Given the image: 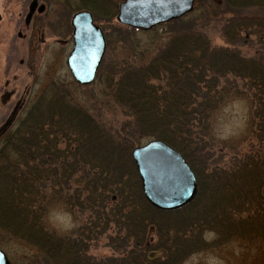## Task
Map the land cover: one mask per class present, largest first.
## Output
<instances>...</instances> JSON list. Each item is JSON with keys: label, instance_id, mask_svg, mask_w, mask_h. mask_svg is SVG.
Returning a JSON list of instances; mask_svg holds the SVG:
<instances>
[{"label": "trees", "instance_id": "obj_1", "mask_svg": "<svg viewBox=\"0 0 264 264\" xmlns=\"http://www.w3.org/2000/svg\"><path fill=\"white\" fill-rule=\"evenodd\" d=\"M83 7L94 19H113L117 10L111 0ZM222 7L216 18L198 11L169 22L167 41L147 62L101 65L99 92L126 119L92 112L93 85L79 96L82 87L55 80L2 134L0 232L35 248L32 264H180L204 249L205 231L220 245L264 239V0H223ZM206 30L227 47L212 46ZM246 44L252 56L243 53ZM239 87L250 93L257 145L222 165L207 145L209 121ZM143 139L174 147L195 173L198 192L184 209L158 210L144 198L131 157ZM60 207L86 213L62 236L46 225ZM151 233L156 246L148 244ZM103 243L111 255L93 253Z\"/></svg>", "mask_w": 264, "mask_h": 264}, {"label": "rangeland", "instance_id": "obj_2", "mask_svg": "<svg viewBox=\"0 0 264 264\" xmlns=\"http://www.w3.org/2000/svg\"><path fill=\"white\" fill-rule=\"evenodd\" d=\"M68 1L71 3L70 5L66 0L63 1L65 4L62 2L63 9L61 16L58 15V17L53 15H55L54 10L59 2L53 0L51 5L48 4L50 7L45 12L46 14L38 19V22L47 23L46 26L34 28L31 37H28L29 31H27V52L24 42L13 39L11 35L13 27L15 28V18L9 17V13L5 12L7 10L3 14V8H0V13L3 15L0 18V127L9 117L15 103L22 95L25 96L24 105L15 116L16 121L20 116H23L27 108L51 81L57 80L67 83L72 81L65 63L72 49L70 21L77 11L76 9L83 8V5L86 4L83 0ZM111 1L118 8L123 0ZM222 1L194 0L193 11L189 14L195 16L198 11H210L211 14L209 15L216 18L218 16L215 14H219L223 10ZM26 4L28 6V3ZM63 5H67L71 9ZM117 13L116 10L113 19L97 17L94 20L105 36L106 53L104 54L103 65L106 62L111 64L114 60L119 61L123 57L135 58L136 61L142 63L147 62L167 41L166 25L171 21L180 19H173L158 24L149 30H142L118 22L116 20ZM206 15V13H202V16L206 17ZM200 20H204L202 24L205 25L209 19L201 18ZM59 22H62V25ZM208 34L212 46L227 47L220 35H216L214 32H208ZM15 42L21 47L17 48L19 49L18 52L11 56L12 44ZM249 46L246 44L243 53L252 56L254 50L251 51ZM25 53L27 65L20 63L22 60L25 62ZM93 87L98 97L95 98L99 100L98 105L96 104L92 108V112L96 116L111 122L126 119L123 109L114 105L111 98L99 92L101 85L99 86L98 82L95 81ZM239 88L240 93L236 92L224 97L220 107L214 111L209 121L207 145L212 150V159L222 161V165L231 164L232 161L243 156V153L247 152L250 146L255 147L257 145L251 127L252 102L250 93L242 87ZM83 91L82 87L75 90L74 94L84 96ZM16 121L13 122L12 127L15 126ZM150 140L143 139L139 146ZM85 218L86 213L68 212L60 207L49 213L46 218V225L47 229L62 236V234L82 225ZM152 233L148 244L156 246L157 238ZM200 238L204 241V249L189 254L180 264H264V239L262 238L230 239L221 245L217 242L219 239L217 240V235L214 232L205 231ZM95 247L93 253L96 255L104 256L113 253L110 247L104 246V243ZM1 249L6 253L10 264H32L38 256L35 248H31V246L16 239L10 241L0 232Z\"/></svg>", "mask_w": 264, "mask_h": 264}, {"label": "water", "instance_id": "obj_3", "mask_svg": "<svg viewBox=\"0 0 264 264\" xmlns=\"http://www.w3.org/2000/svg\"><path fill=\"white\" fill-rule=\"evenodd\" d=\"M193 7L194 0H123L118 6L116 20L133 28L149 30L183 17ZM92 20L88 11L77 12L72 18L73 48L65 63L74 81L80 85L94 82L106 48L103 33ZM13 115L15 109L5 126ZM132 159L143 196L154 208L174 212L194 200L197 194L195 174L184 157L167 143L150 140L133 149ZM0 264H10L2 249Z\"/></svg>", "mask_w": 264, "mask_h": 264}, {"label": "flooded vegetation", "instance_id": "obj_4", "mask_svg": "<svg viewBox=\"0 0 264 264\" xmlns=\"http://www.w3.org/2000/svg\"><path fill=\"white\" fill-rule=\"evenodd\" d=\"M52 1L53 0H0V8L1 7L3 8V14H4V11L7 10L5 12H7V14L9 13L10 15L9 17L15 18V24L13 23L15 25V28L13 27V30L11 32L13 39L15 40L17 39L20 41L22 40L24 44L26 45L27 44V31H29L28 37H31V33H33L34 28H36L37 26H39L40 28L41 27L43 28V26H46L47 23H43L44 21L38 22V19L41 18L42 15L46 14L45 12H47L48 8L50 7L48 4L51 5ZM55 1L59 2V4H57V7L55 8L54 10L55 15L53 16L58 17V15L61 16V11L63 9L62 2L64 0H55ZM83 1L86 5H91L94 3V0H83ZM66 2L69 3L68 0H66ZM26 3H28V6ZM63 4L65 3L63 2ZM70 4L71 3H69V5ZM60 5L61 7H59ZM67 5H63V6H66V8H68L69 6ZM69 8L71 9V7ZM76 10H79V9L77 8ZM2 16H3L2 13H0V18H2ZM28 16L29 18L27 19ZM59 24L62 25V22H59ZM16 28L18 29L17 31L15 30ZM70 28H71V34H72L71 21H70ZM71 41H72V36H71ZM16 44H17L16 42L12 44L13 47L11 51V56L15 55L18 52L19 49L17 48L21 47V45H16ZM26 52H27V45H26ZM24 55H25V62L23 60L22 61L20 60L21 61L20 63L27 65V55L26 53ZM24 97L25 96L22 95V97L18 99V101L15 103L13 107V110L15 109L16 114L20 111V109L24 105L23 103ZM14 119H13V122H14ZM13 122H10V124H8V126L4 128V130L0 133V138L2 134L7 129H9V127H11ZM3 125L0 127V129L3 128Z\"/></svg>", "mask_w": 264, "mask_h": 264}]
</instances>
